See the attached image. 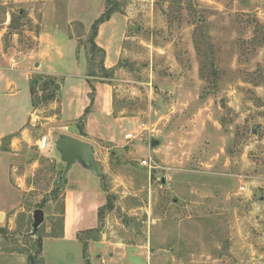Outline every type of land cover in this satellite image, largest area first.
Listing matches in <instances>:
<instances>
[{
  "label": "rangeland",
  "instance_id": "obj_1",
  "mask_svg": "<svg viewBox=\"0 0 264 264\" xmlns=\"http://www.w3.org/2000/svg\"><path fill=\"white\" fill-rule=\"evenodd\" d=\"M115 1V25L129 38L117 39L123 51L110 78L100 76V55L90 60L91 26L68 23L86 52L77 94L87 85L89 105L90 84H99L91 110L103 93L118 121L107 129L113 142L95 141L96 174L78 157L67 169L56 148L68 129L61 102L65 117L75 114L72 90H61L71 59L52 50L49 75L28 56L58 12L67 30L65 2L47 3L43 19L35 3L0 0V131L20 127L0 137V264H28L39 240L43 248L61 232L65 187L91 191L99 180L111 207L79 239L96 242L94 256L101 240L111 250L93 259L86 250L91 264H264V0ZM76 121L82 133L85 121ZM77 253L44 240L36 264H86Z\"/></svg>",
  "mask_w": 264,
  "mask_h": 264
},
{
  "label": "crops",
  "instance_id": "obj_2",
  "mask_svg": "<svg viewBox=\"0 0 264 264\" xmlns=\"http://www.w3.org/2000/svg\"><path fill=\"white\" fill-rule=\"evenodd\" d=\"M16 1L20 2V4L22 3L27 4L28 2L37 4L39 7H41V11L43 12V19H44L46 18V13H47L46 12L47 3H52L53 1H57V0H44L42 5H40L39 3L40 0L39 1L16 0ZM63 1L65 2V5L63 6L62 10L68 13L66 14L68 21L66 23L67 30L62 29L63 26L61 24V21L63 19V14L61 12L60 13L58 12L60 17L57 18L59 20L55 22L56 24L53 27L49 26L48 23L44 24L43 22V31L39 34V36H37L36 46L33 50H31L28 56L34 58L35 64H39V68L37 72H43L49 75H54V73H52L50 70H47V66L45 65L44 61L50 57L52 50H56L57 54L60 55L64 54L68 59H71L70 65H72V69L69 68L70 70H68L69 72L65 77L64 84L61 85V90L63 89V93H67L68 91L72 90L73 96L70 97L69 105H72V107L74 106L75 114L71 118L65 117L64 116L65 107H63V103L61 102L62 118L60 119V121L62 123H65L64 128L66 127L68 128V129L66 128L67 130L63 129L62 133L83 140L87 143H90L91 145H93L95 150L96 148L95 141L97 139L108 138V140L112 142L114 141V137L108 136L110 135V133L107 131V129L109 130L112 129L114 125L117 124V123H113L112 126V122H118V121L117 119L110 117L112 109L108 105L109 99H107V101L104 102L105 105L102 106L103 104L102 102L105 101L106 99L104 98L103 93L102 94L98 93L97 106H95V108H93V110L89 112L87 120L84 123L83 132L81 133L78 130L76 125L77 122L76 120L83 114L85 107L88 106L86 105L87 104L86 95H87L88 86L84 85V88H86V93H84V95H82L81 92L80 93L78 92L79 94H77L78 89H76L77 87L76 85L77 84L79 85L81 81L78 79H80L81 76H84L87 69L85 65L86 52L83 50L81 52H78V38L75 36L76 34L74 33L72 26H71L72 31L71 32L68 31V23L70 24L71 21L73 20H79L84 24L85 30H88V28L91 26L94 20L105 10L106 6L104 0H63ZM88 9H92L93 14L91 15L90 20L86 22V20L83 18V15ZM118 17L119 14L117 12L114 13L110 20L106 21L100 26L98 35L96 37L97 44L101 48H103L106 52L105 67L109 69H113L114 66L116 65V63L111 62V60L115 58L119 59L118 56L123 51V48L119 47V45L117 44V39L119 38L122 43V40H124V38L125 39L129 38L124 35H123V39L121 38L122 33L124 32V26L121 25L118 28L115 25V22L119 20ZM5 23L7 25V22ZM59 31H62L63 33L61 34V37L56 38V42L60 44V45L58 44L56 45L55 42L52 40V37L53 35L56 34V32ZM1 34L2 31H0V36ZM65 44H68V46L66 45L65 47L64 46ZM23 64L25 66L27 64V61H25ZM76 76L78 77L76 78ZM83 81L85 84V79ZM7 84L9 90L10 88L11 89L13 88L11 81L8 80ZM96 87L99 91H101L99 84H97ZM106 88L107 87H104L105 90ZM31 109H33L32 103L30 110L27 114V117L29 116V113H31ZM24 123L25 120L20 124V126H22ZM19 128L20 127H18L17 129ZM15 131H11V132L0 131V137L4 136L5 134H12ZM96 184L98 187L94 188L91 191L85 190L84 188H81V186H72V188L65 187L64 198H63V224L61 227V232L59 236L44 238V240H56L60 242H65L66 249H71L74 246L75 247L77 246V252H78L77 257L81 258L82 262L86 261V264L88 263L91 264V259H93L94 257L95 258L105 257L106 253L110 252L111 250V247L108 244L103 243V240H101L98 243L99 247H96V249L94 250L95 252V256H94L91 248L93 246L92 244H96V242L93 240H89L87 251L91 256V259L88 258L87 256L84 257L83 246L79 239V236L83 231L97 228L100 224L99 209L106 202V194L104 193L101 187L100 180L98 181V183L96 182ZM44 240H43V248H42V258L44 257ZM109 255H112V257H114V254H112V252L109 253ZM113 259L114 258H112V260ZM110 263H111V259L110 261H107V263L105 264H110Z\"/></svg>",
  "mask_w": 264,
  "mask_h": 264
},
{
  "label": "trees",
  "instance_id": "obj_3",
  "mask_svg": "<svg viewBox=\"0 0 264 264\" xmlns=\"http://www.w3.org/2000/svg\"><path fill=\"white\" fill-rule=\"evenodd\" d=\"M120 9H119V5H118V2L115 1V0H106V7H105V10L94 20V22L92 23L91 25V33H90V37H89V44H90V60L91 61H94L96 56L97 55H100V60H99V63H100V68H101V75L100 76H104V77H111L112 76V72L113 70L112 69H109L107 67H105V55H106V52L103 48H101L97 42H96V37L98 35V32H99V28L100 26L105 23L106 21L110 20L112 15L116 12H119ZM91 86V93L89 94V98H90V104L84 109V112L83 114L80 116V119L85 121L86 119V116L89 114V112L91 111V106L93 105L94 103V95L92 94V92L95 91V86L93 84H90ZM30 91H31V94H33L34 92V89L33 87L31 86L30 88ZM53 93L51 95H47L45 96V98L47 99H52L53 98ZM33 104V107L36 106V103L33 101L32 102ZM80 130L83 131V127H80ZM107 207H111L110 203H106L105 205H103L102 207H100L99 209V216L102 215V210L107 208ZM80 234V233H79ZM80 237V236H79ZM38 244H39V250L37 253H31L28 255V264H36V261H37V258L38 256L41 254L42 252V242L41 240L38 241ZM86 250H87V245L84 244L83 245V254H84V257H86ZM89 264V263H88Z\"/></svg>",
  "mask_w": 264,
  "mask_h": 264
},
{
  "label": "water",
  "instance_id": "obj_4",
  "mask_svg": "<svg viewBox=\"0 0 264 264\" xmlns=\"http://www.w3.org/2000/svg\"><path fill=\"white\" fill-rule=\"evenodd\" d=\"M56 87H59L57 84ZM155 144V141L152 142ZM56 148L61 153L63 159L66 161L67 169H69L73 160L78 157L82 160L93 173H98V165L95 159L94 147L90 143L83 140L62 135L56 141ZM43 210L36 209L34 211L35 226H37L43 219Z\"/></svg>",
  "mask_w": 264,
  "mask_h": 264
},
{
  "label": "built area",
  "instance_id": "obj_5",
  "mask_svg": "<svg viewBox=\"0 0 264 264\" xmlns=\"http://www.w3.org/2000/svg\"><path fill=\"white\" fill-rule=\"evenodd\" d=\"M49 137L47 135L42 136L38 141L40 149L44 150L48 147Z\"/></svg>",
  "mask_w": 264,
  "mask_h": 264
}]
</instances>
